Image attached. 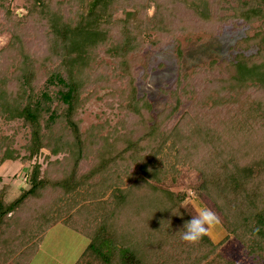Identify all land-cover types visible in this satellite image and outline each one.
Segmentation results:
<instances>
[{"label": "trees", "instance_id": "16d2710c", "mask_svg": "<svg viewBox=\"0 0 264 264\" xmlns=\"http://www.w3.org/2000/svg\"><path fill=\"white\" fill-rule=\"evenodd\" d=\"M11 1L0 0V30L12 33L0 50V119L22 122L31 138L22 154L0 135V165H33L30 188L14 201L5 199L9 186L0 188V234L9 235L0 264H31L57 223L89 239L76 264H238L208 234L194 244L181 239L191 193L219 217L224 242L234 238L264 264V0H240L229 17L220 0H152L151 19V0H25V17ZM229 18L251 26L233 59L184 74L156 112L137 86L146 47L219 35ZM34 19L46 44L36 60L26 49ZM104 90L98 99L116 123L106 113L83 131L86 102ZM180 167L200 177L176 192L165 186Z\"/></svg>", "mask_w": 264, "mask_h": 264}, {"label": "rangeland", "instance_id": "374dc122", "mask_svg": "<svg viewBox=\"0 0 264 264\" xmlns=\"http://www.w3.org/2000/svg\"><path fill=\"white\" fill-rule=\"evenodd\" d=\"M240 0H220L221 10L220 15L229 17L233 13V7L239 5ZM10 7L18 17L28 16V8L25 0H13ZM156 12L154 1H149L146 6V17L151 19ZM0 10V19L2 15ZM119 17H124L120 14ZM228 22L223 24L222 32L219 35L211 36L200 33L194 36L181 34L177 40L165 39L158 44L157 47L147 46L143 52L145 57L146 68L139 72L137 86L139 95H146L153 103L155 111H162L171 101L172 92L178 88V81L187 73L193 71L196 66H207L213 60L233 59L235 54L234 46L238 40L246 36L247 31L251 26L245 25L239 20L232 18L227 19ZM3 21V20H2ZM39 20L30 21L25 28L29 36L26 49L29 56L33 59H39L46 54V44L44 43V24L39 25ZM259 26V23L254 25ZM253 34V31H251ZM12 39V33L8 30H0V50L6 48ZM178 48L182 50V57L178 56ZM108 63H112L110 59L101 57ZM57 64V63H55ZM54 66V65H53ZM93 86L84 96L93 92ZM95 89V88H94ZM105 90L100 92L98 96L90 98L84 109L81 112L82 130L86 131L92 125L103 123L101 119L104 114H108L111 118L110 125H114V110L109 109L98 97L104 94ZM190 102H187V105ZM107 131L104 130V134ZM0 135L8 136L14 139V148L25 152V146L29 143L31 132L22 122L5 123L0 119ZM45 154L47 151L38 156L39 162L46 166ZM62 156H53L52 160L61 158ZM32 163H23L18 161H7L0 165V176L3 181L0 188L9 186L6 193V201H14L22 192L23 189H29L30 185L27 182V174L32 170ZM181 174L176 182L171 179L166 183L167 188L173 191L188 190L189 186L199 182V173L189 167H180ZM186 208L191 212L192 217L198 213V207H206L211 210L206 204H202L198 199L194 198L193 194L185 202ZM213 212V211H212ZM214 213V212H213ZM215 214V213H214ZM215 227L209 229L208 235L215 243H221L222 254L230 259H233L238 264H258L249 257L242 249L241 244L234 238H230L224 242L226 231L219 219ZM9 238L7 232L2 231L0 234V256L3 254L6 242ZM85 239L81 238L77 232L66 227L63 223L53 225L41 238L40 244L37 247L36 255L31 264H38L36 257H45L47 254L57 255L61 250L64 253L66 263L74 261L77 257L78 246ZM42 244L46 246L45 255L40 252ZM49 250V252H47ZM37 259V260H36ZM40 262V261H39ZM47 264H54L47 262Z\"/></svg>", "mask_w": 264, "mask_h": 264}, {"label": "clouds", "instance_id": "9594fccd", "mask_svg": "<svg viewBox=\"0 0 264 264\" xmlns=\"http://www.w3.org/2000/svg\"><path fill=\"white\" fill-rule=\"evenodd\" d=\"M217 223L218 219L211 210L206 207H198L197 215L186 220L181 230H179L181 232V239L190 244L197 243Z\"/></svg>", "mask_w": 264, "mask_h": 264}, {"label": "crops", "instance_id": "0c3cea01", "mask_svg": "<svg viewBox=\"0 0 264 264\" xmlns=\"http://www.w3.org/2000/svg\"><path fill=\"white\" fill-rule=\"evenodd\" d=\"M78 235L85 239L81 245L78 246V250H77V257L75 258L74 261L70 262V264H76V262L79 260L80 256L83 254V252L87 249L88 245H89V239L84 237L83 235L79 234ZM40 252H42L44 255L46 253V246L45 244H42L41 248H40ZM49 252V250L47 251ZM64 253L62 250L60 252L57 253V255H54L53 253H51V255L47 254V256H41V257H36L39 261L38 264H47V262H53L54 264H68L66 263L65 259H64ZM36 259V260H37Z\"/></svg>", "mask_w": 264, "mask_h": 264}]
</instances>
